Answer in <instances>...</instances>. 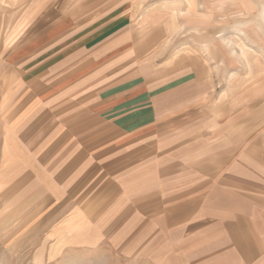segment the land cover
Segmentation results:
<instances>
[{"label": "crops", "instance_id": "0c3cea01", "mask_svg": "<svg viewBox=\"0 0 264 264\" xmlns=\"http://www.w3.org/2000/svg\"><path fill=\"white\" fill-rule=\"evenodd\" d=\"M34 1L0 32L1 199L68 208L80 246L134 264H264V94L157 61L174 30L133 0Z\"/></svg>", "mask_w": 264, "mask_h": 264}, {"label": "rangeland", "instance_id": "374dc122", "mask_svg": "<svg viewBox=\"0 0 264 264\" xmlns=\"http://www.w3.org/2000/svg\"><path fill=\"white\" fill-rule=\"evenodd\" d=\"M133 3L135 11L141 12L137 19L149 21L148 16L154 15L170 31L174 30L165 40V52L157 56V61L167 53L173 58L180 51H196L214 61L216 78H221V83L226 72L232 91L247 86L248 96L264 94V0ZM36 8L34 0H0V32H25ZM5 130L0 117V192L12 169L5 167L11 160L6 158L9 155L4 147ZM67 211L68 208L50 205L45 198L29 197L15 203L0 197V264H134L109 246H80L75 238L78 233L74 234L69 227Z\"/></svg>", "mask_w": 264, "mask_h": 264}]
</instances>
